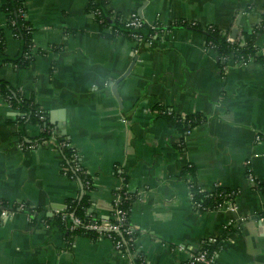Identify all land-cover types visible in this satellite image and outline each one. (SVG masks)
I'll return each mask as SVG.
<instances>
[{
    "label": "crops",
    "instance_id": "crops-1",
    "mask_svg": "<svg viewBox=\"0 0 264 264\" xmlns=\"http://www.w3.org/2000/svg\"><path fill=\"white\" fill-rule=\"evenodd\" d=\"M35 44L42 52L28 67L0 66V78L34 95L66 134L92 174V209L110 219L116 190L137 191L130 223L134 245L148 264H184L206 238L226 224L237 230L223 240L219 264H264V63L237 64L223 75L216 50L203 31L167 28L151 44L123 34L105 35L89 0H24ZM124 16L139 15L164 26L178 19L213 24L224 31L250 30L264 14V0H110ZM6 52L15 57L21 39L1 9ZM239 32V31H238ZM258 45L264 53V35ZM138 57L131 71L113 83ZM205 120L186 134L175 131L155 105ZM17 109L0 94V264H135L134 254L107 236L69 239L48 218L81 195L83 184L61 169L58 142L32 149L19 145ZM41 127L29 125V134ZM182 144V146H181ZM194 166L196 174L184 172ZM238 190L234 206L200 211L191 184ZM23 203L24 208L19 207ZM27 207L37 209L31 213Z\"/></svg>",
    "mask_w": 264,
    "mask_h": 264
},
{
    "label": "trees",
    "instance_id": "trees-1",
    "mask_svg": "<svg viewBox=\"0 0 264 264\" xmlns=\"http://www.w3.org/2000/svg\"><path fill=\"white\" fill-rule=\"evenodd\" d=\"M109 4L110 0H89L87 3V10L95 13L96 20L105 35L114 36L116 34H123L134 40L137 46H140L152 38L156 31L163 32L167 28L187 26L203 31L207 36V42L214 44L219 67L223 75L226 73L230 57H233L237 64L250 61L264 63V53L257 43L259 36L264 35V14L261 21L254 25L252 29L241 30L234 41H231L228 39L230 35L229 31H224L213 24L204 25L199 21L178 19L169 26H164L161 22H155L156 27H153V24H148L141 18V23L131 24L134 17L131 15L124 16ZM1 9L8 16L9 27L22 41V52L15 57L8 55L6 52V34L4 29L0 27V66L4 63L12 62L18 67H28L36 55L41 53L42 50L35 44L33 38L34 27L27 17V4L24 0H1ZM140 36L142 37L141 40ZM0 94L20 113L16 117V122L19 125L18 134L20 138L26 143H43L48 139L56 140L62 154V171L70 177L79 179L83 184L81 195L77 198L70 199L64 209L58 210L53 216L49 217L48 221L50 224L58 225L62 228L69 239V243L73 237L78 235L90 236L93 239H97L106 236L107 232L111 231L115 238L123 241L122 249L126 248L133 252L135 264H148L144 255L138 252L134 245L138 230L130 223V215L132 203L137 197V191L128 188L126 185L127 177H124L122 188L116 190V194L120 195L122 201L119 206L127 212V221L117 229L112 230L94 226V224L101 223L102 219L92 209L93 203L88 192L94 187L92 174L83 165L76 148L71 146L69 142V145L63 144L64 140L68 141L66 134L61 133L57 129L58 127L50 121L48 111L37 102L34 95L25 96L18 87L3 78H0ZM155 114L156 116L164 117L175 131L182 132L183 134H186L206 118L201 113L187 115L176 114L172 109L162 103L155 105ZM30 124H37L41 127L37 135L33 136L29 134ZM77 166H80V168L77 169ZM184 172L196 174L194 166H187L184 168ZM248 172L250 174L249 170ZM254 184L264 193V180L255 177ZM238 192L236 189L221 184H217L212 190L204 189L196 180L191 185V194L195 207L200 211L217 209L222 204L233 201ZM27 208L31 213L37 211V209L32 207ZM2 211L3 204H0V215ZM113 215L115 213L112 211V215L109 217L112 222H119L116 218H113ZM76 216H79L82 221L77 222ZM124 226L126 227L125 229ZM233 230H237V228L228 225L225 227L223 235L216 238V241H211L209 238L203 239L197 249L192 252L195 255H191L184 264H205L197 256L203 251H206L207 256L210 257L215 251H219L223 245V240ZM212 264L219 263L215 260Z\"/></svg>",
    "mask_w": 264,
    "mask_h": 264
},
{
    "label": "built area",
    "instance_id": "built-area-1",
    "mask_svg": "<svg viewBox=\"0 0 264 264\" xmlns=\"http://www.w3.org/2000/svg\"><path fill=\"white\" fill-rule=\"evenodd\" d=\"M133 18V20L131 21V24H139L141 23V17L137 14V13H133L131 15ZM153 27H156V23H153ZM164 32V31H163ZM241 30H239L238 33H240ZM162 34V32L160 31H156L152 38H150L149 40L146 41L147 44H151L153 42V40L157 37H159L160 35ZM241 35V34H240ZM242 38V36H241ZM142 39V37L140 36V40ZM229 40L231 41H234L235 37H232L231 36V33L228 37ZM208 46L210 48H213L216 50V47L214 46V44L212 42H207ZM230 58H233V57H230ZM234 59V58H233ZM243 63H247V62H243ZM39 144H42V143H26L23 139L20 138V142H19V145L22 149H32V148H35L37 147ZM63 144H68V141L64 140L63 141ZM69 145V144H68ZM80 166H77V169H79ZM250 177H251V180L254 182V179H255V176H253L251 173H250ZM192 185V184H191ZM122 186H120L118 189H121ZM192 195V194H191ZM121 197L119 194H116L115 193V197H114V202H113V212L115 213V215H113V218H116L119 222L117 223H114L112 222L111 219H105V220H102L101 223L99 224H94V226H98L100 228L104 227L108 230H112V229H117L119 226L123 225V223L125 221H127V212L124 208H121L119 205L121 204ZM226 206L227 205H230V206H234V203L233 201L231 202H228V203H224ZM222 204V205H224ZM221 205V206H222ZM19 207H22L24 208L25 205L23 203H21L19 205ZM76 221L77 222H81V218L79 216H76ZM233 222H230L228 224H226L225 227H227L228 225H232ZM126 227L124 226V229ZM130 228V227H129ZM100 232H102V230H100ZM107 237H110L112 238L114 241H115V244L116 246L119 248V249H122L123 247V241L119 238H115V236H113V233L111 231L107 232L106 234ZM211 241H216V237H210L209 238ZM218 253V251H215L210 257L207 256V252L206 251H203L202 253H200L197 258L200 259V260H203L205 262V264H212L213 261H215V257H216V254ZM192 255H195L192 253Z\"/></svg>",
    "mask_w": 264,
    "mask_h": 264
},
{
    "label": "water",
    "instance_id": "water-1",
    "mask_svg": "<svg viewBox=\"0 0 264 264\" xmlns=\"http://www.w3.org/2000/svg\"><path fill=\"white\" fill-rule=\"evenodd\" d=\"M139 15H141V11L139 10ZM238 31H239V28L238 27H235L232 29V32H231V36L232 37H236L237 34H238ZM22 52V49L20 51V53ZM137 56L135 57V59L132 61L131 65L128 67V69L119 77L116 79L115 83H113V91L116 93L117 96H119V93H118V89H117V84L118 82L123 79L132 69L134 63L136 62L137 60ZM17 114H20L19 112H17Z\"/></svg>",
    "mask_w": 264,
    "mask_h": 264
}]
</instances>
